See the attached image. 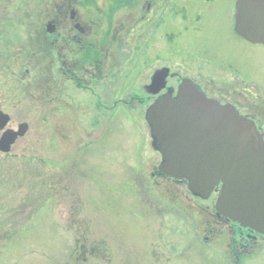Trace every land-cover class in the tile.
<instances>
[{
  "label": "rangeland",
  "instance_id": "374dc122",
  "mask_svg": "<svg viewBox=\"0 0 264 264\" xmlns=\"http://www.w3.org/2000/svg\"><path fill=\"white\" fill-rule=\"evenodd\" d=\"M45 3L0 0V110L14 129L29 124L0 151V264H230L229 232L203 244L217 194L194 201L187 185L152 175L151 101L131 97L145 95L154 66L146 37L112 49L99 96L59 84L33 54ZM110 4H99L107 32ZM250 253L244 264H264V242Z\"/></svg>",
  "mask_w": 264,
  "mask_h": 264
},
{
  "label": "flooded vegetation",
  "instance_id": "af4514ba",
  "mask_svg": "<svg viewBox=\"0 0 264 264\" xmlns=\"http://www.w3.org/2000/svg\"><path fill=\"white\" fill-rule=\"evenodd\" d=\"M44 1L45 15L34 37L35 53L32 52L34 56L39 54L42 69L53 72L59 84L72 80L98 95L94 85L108 78L112 49L128 40L138 44L141 36H145L154 66L150 81L144 85L145 95L135 92L132 98L152 103L167 92L176 96L180 84L189 79L209 98L234 104L240 114L252 119L264 136V44L249 41L237 33L238 0ZM109 2L113 23L107 32L101 24L99 4ZM88 5H98L93 7L95 13L87 9ZM231 34L234 39L260 46L262 51L234 44L224 47V36ZM30 43L32 47L34 43ZM161 70L167 72L166 86L151 94L149 85ZM152 175L167 179L156 167ZM208 208L213 223L206 228L203 244H210V235L223 230L230 236L227 241L230 264H244L255 257L250 252L264 242V234L225 219L216 212L215 205Z\"/></svg>",
  "mask_w": 264,
  "mask_h": 264
},
{
  "label": "water",
  "instance_id": "95a60500",
  "mask_svg": "<svg viewBox=\"0 0 264 264\" xmlns=\"http://www.w3.org/2000/svg\"><path fill=\"white\" fill-rule=\"evenodd\" d=\"M236 7L237 33L264 44V0H238ZM166 78L165 70L157 72L150 93L165 88ZM145 118L153 146L161 154L159 171L188 181L189 190L202 199L221 185L217 211L264 234V136L250 118L233 104L209 98L189 79L180 84L176 96L167 92L153 102ZM10 120L0 111L1 130ZM28 130L27 123L5 130L0 151L9 153Z\"/></svg>",
  "mask_w": 264,
  "mask_h": 264
},
{
  "label": "trees",
  "instance_id": "16d2710c",
  "mask_svg": "<svg viewBox=\"0 0 264 264\" xmlns=\"http://www.w3.org/2000/svg\"><path fill=\"white\" fill-rule=\"evenodd\" d=\"M94 251V250H93Z\"/></svg>",
  "mask_w": 264,
  "mask_h": 264
}]
</instances>
